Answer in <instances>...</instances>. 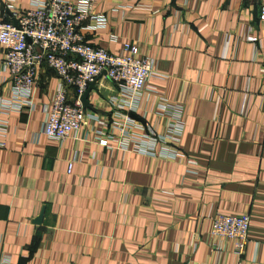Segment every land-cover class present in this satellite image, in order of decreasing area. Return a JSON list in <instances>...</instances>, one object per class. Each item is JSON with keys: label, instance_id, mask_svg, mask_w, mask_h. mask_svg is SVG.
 <instances>
[{"label": "crops", "instance_id": "1", "mask_svg": "<svg viewBox=\"0 0 264 264\" xmlns=\"http://www.w3.org/2000/svg\"><path fill=\"white\" fill-rule=\"evenodd\" d=\"M74 2L75 0H64ZM30 0H16L27 10ZM264 0H101L105 29H80L111 54L135 45L154 61L150 83L184 107V162L99 147L83 127L61 144L43 136L58 85L37 72L32 112H10L0 138V264H264ZM0 20L12 21L0 0ZM256 38L251 42L248 38ZM3 51L0 48V60ZM0 67V98L9 93ZM90 109L117 94L100 77ZM76 156L70 174L67 164ZM218 214L247 215L245 252L209 240Z\"/></svg>", "mask_w": 264, "mask_h": 264}, {"label": "built area", "instance_id": "2", "mask_svg": "<svg viewBox=\"0 0 264 264\" xmlns=\"http://www.w3.org/2000/svg\"><path fill=\"white\" fill-rule=\"evenodd\" d=\"M101 0H30L27 10H18L16 0H2L12 21L0 20V67L8 73L9 93L0 98V115L32 112L37 72L49 69L58 85L43 111L42 134L59 144L89 128L101 148L124 154L171 162H184L187 174H198L197 164L179 149L184 131V107L170 102L150 83L155 75L154 61L140 55L137 47L125 44L111 54L85 42L80 29L89 22L92 31L105 29V16L94 13ZM264 22V6L260 9ZM257 42L256 38H248ZM107 78L117 90L108 99V114L87 112L81 96L89 84ZM135 116L136 118H133ZM7 132L0 119V138ZM2 143H0V147ZM76 156L67 164L70 174ZM247 215L218 214L211 222L209 240L227 241L241 256L248 244Z\"/></svg>", "mask_w": 264, "mask_h": 264}, {"label": "water", "instance_id": "3", "mask_svg": "<svg viewBox=\"0 0 264 264\" xmlns=\"http://www.w3.org/2000/svg\"><path fill=\"white\" fill-rule=\"evenodd\" d=\"M97 81L89 84L87 90L84 92V94L81 96V103H82V107L83 109H90L91 107L89 106V101H88V96H89V93L90 91L94 90L96 91V88H95V83ZM133 118H136L135 116H133ZM137 119V118H136Z\"/></svg>", "mask_w": 264, "mask_h": 264}]
</instances>
